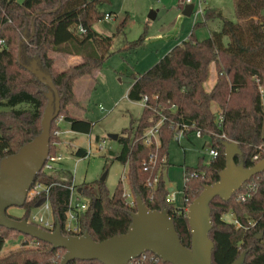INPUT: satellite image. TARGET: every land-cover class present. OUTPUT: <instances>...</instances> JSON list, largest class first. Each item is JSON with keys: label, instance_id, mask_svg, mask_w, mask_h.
<instances>
[{"label": "trees", "instance_id": "1", "mask_svg": "<svg viewBox=\"0 0 264 264\" xmlns=\"http://www.w3.org/2000/svg\"><path fill=\"white\" fill-rule=\"evenodd\" d=\"M110 2L0 0V40L3 41L0 46V162L16 153L42 129L41 121L48 103L46 93L51 88L28 69L34 59L51 75L58 90L61 103L58 117L62 116L74 131L91 133L92 120L73 116L69 106L80 107L74 92L75 82L93 75L109 55L113 35L98 33L94 24L104 19L106 12L101 8ZM234 7L237 20L227 18L219 8H205L204 20L196 22L194 28L219 18L222 21L219 30H211L210 35L201 40L192 31L148 70L133 76L134 83L127 97L139 101L142 95H147L148 104L137 120L123 128L117 139L121 150L115 154V159L127 165L130 192L140 195L150 210L166 209L186 247H191L192 236L188 206L205 185L219 180V173L226 166L224 139L217 134L224 133L238 143L241 154L236 156V163L250 167L264 158V0H234ZM80 27L85 32H81ZM143 38L131 42L129 47H137ZM52 52L77 54L82 60L59 70L54 66ZM212 62L216 65L217 79L208 91L204 84ZM214 105L217 110L213 109ZM218 113L223 116L219 125L216 122ZM161 116L164 121L159 146L146 145L144 130ZM57 118L51 124L50 153L58 151L61 139L53 134L55 129H61ZM182 123L193 125L188 135L196 129L204 136L211 134L206 145L218 152L209 159L201 155L195 167L184 168V202L183 206H178L168 200L171 192L163 167L168 164L169 143L178 124ZM75 154L85 157L86 149L79 147ZM151 154L157 156V163L144 171V162ZM158 172L156 185L148 186L149 175ZM59 180L56 175L42 170L34 182L52 185L48 199L55 226L61 227L63 235H73L65 228L69 190L55 184ZM105 181L99 179L79 185L87 207L79 213L77 234L87 232L95 241L126 233L133 213L137 212L136 200L133 205L128 202L120 181L113 192ZM242 193H249L246 200L240 199ZM46 199V192H42L27 199L21 207L25 210L22 216L11 215L8 211L7 214L13 219L40 225L30 219L33 210L42 206ZM210 208L212 228L209 236L214 243L212 264H231L242 252H246L243 264H264V171L244 183L231 199L225 201L215 197ZM228 214H233L240 225L227 220ZM13 237L21 239L20 247L3 254L6 242ZM64 253L63 248L0 226V264H60ZM139 260L140 264H171L151 252ZM68 264L104 263L74 259Z\"/></svg>", "mask_w": 264, "mask_h": 264}, {"label": "rangeland", "instance_id": "2", "mask_svg": "<svg viewBox=\"0 0 264 264\" xmlns=\"http://www.w3.org/2000/svg\"><path fill=\"white\" fill-rule=\"evenodd\" d=\"M210 2L223 8L227 18L237 20L234 0ZM208 3L209 0L204 2L203 6H207ZM101 9L111 14L109 20H102L105 23L102 30L108 35L115 34L112 46L103 66L97 69L98 74H95L96 71L90 81L88 78L83 79L76 87L85 106L82 111L93 122L90 133L92 154L78 162H76L77 156L73 154L75 148L88 149L87 133L69 131L63 135L64 143L60 146L58 144V149L60 148L65 156L64 177L72 179L75 175L76 183L81 185L95 183L106 173L105 184L110 192H113L126 165L115 159V154L121 150V145L117 140L108 137V134H121L123 128L130 126L132 120L135 121L140 117L144 107L140 101L130 100L127 97L132 73L148 70L163 54L188 37L192 31L197 38H204L209 32L205 24L194 28V15L184 16L179 9L178 0H111ZM151 10L156 11L154 19L148 18ZM198 19L201 20L202 15H199ZM212 22L222 26L219 18ZM217 24L213 25L217 26ZM141 37H144L142 43L137 47H129L131 42ZM214 78L215 75L210 70L204 84L206 89L213 84ZM101 107L105 112L101 111ZM213 109L217 110V106L214 105ZM61 128L70 130L65 121L61 123ZM204 138L193 137L191 142L185 139L178 142L174 138L169 143L168 164L163 167V174L168 185L178 190L176 201L178 205L183 203L184 168L195 167L201 155L209 159L206 149L202 147ZM100 144L104 146L103 151H99ZM56 176L59 177L58 174ZM122 187L130 191L128 181L125 185L122 183ZM129 199L137 202V196L131 192ZM8 213L22 216L25 210L21 207H10ZM42 214L44 210L39 206L33 210L30 220ZM227 219L229 220V217ZM20 245L21 239L13 237L6 242L2 253L6 254L18 249Z\"/></svg>", "mask_w": 264, "mask_h": 264}, {"label": "water", "instance_id": "3", "mask_svg": "<svg viewBox=\"0 0 264 264\" xmlns=\"http://www.w3.org/2000/svg\"><path fill=\"white\" fill-rule=\"evenodd\" d=\"M193 9V3L186 4L183 14L189 16ZM148 17L154 19L155 11L151 10ZM28 69L49 85L51 90L46 93L48 103L41 121V132L0 162V226L65 249L60 264H68L74 259L98 260L104 264H128L147 252L171 264H212L214 243L209 236L212 228L211 201L217 196L225 201L231 199L244 183L264 171V158L250 167H245L242 162L236 163L235 158L241 154V149L235 141H223L226 166L219 173V180L205 185L188 206L191 247L182 244L167 210H150L140 195H137V212L133 213L128 231L102 241H95L87 232L83 235L66 236L59 225L53 231H48L25 219L16 220L8 216L10 207H22L27 201L28 191L50 153L51 124L58 117L61 108L60 96L51 75L41 69L37 59L32 60ZM118 136L119 134H108L114 140ZM101 180H106V173ZM169 190L171 192L172 187ZM245 256L246 252H242L231 264H243Z\"/></svg>", "mask_w": 264, "mask_h": 264}, {"label": "built area", "instance_id": "4", "mask_svg": "<svg viewBox=\"0 0 264 264\" xmlns=\"http://www.w3.org/2000/svg\"><path fill=\"white\" fill-rule=\"evenodd\" d=\"M180 3L182 5H184V6L186 4L193 3L194 4V9H193L192 12H194L195 14L204 13V9L202 8L203 0H180ZM110 18H111V14L110 13H106L105 16H104V19L109 20ZM80 31L81 32H85V29L83 27H80ZM0 46H3V41L2 40H0ZM148 100H149V98H148L147 95H142L141 99L139 101L142 103V105L144 107H146L147 104H148ZM173 108L175 109L176 107L173 106ZM101 111L105 112V109L103 107H101ZM222 120H223L222 114L218 113L217 116H216L217 124L219 125ZM63 121H64V118L62 116L57 118V122L59 124H61V122H63ZM163 121H164V117L161 116V118H159V120L156 123H154L153 125L147 127L144 130L143 142L146 145L154 144L156 147L159 146V143H160V129H161V125H162ZM192 127H193V125H189L187 123L178 124L176 132L174 134V138H176V140L178 142H180L181 140L187 138V136L189 134V130ZM62 133H63V130H61V129H55L54 132H53V134L55 136H60ZM88 135H89V145H88V149H86L85 157H88V156H90L92 154L91 134L89 133ZM190 135H193V136L198 137V138L204 137L202 131L199 130V129L194 130ZM210 135H209V137H211ZM217 136L222 138V139H224V140L232 141L224 133L217 134ZM98 148H99V151H103V149H104L103 144H100ZM204 148L206 149L209 158H212V157L217 155L218 151L213 146L206 145V147H204ZM82 158L83 157L77 156L76 162H78ZM257 158H258V156L255 155L254 159H257ZM64 159H65L64 154H62L59 151H57L56 153H49L42 170L47 172V173L55 172L60 167V165L64 161ZM156 163H157V156L155 154H151L149 156V158L144 162L143 170L144 171H149V169L154 167L156 165ZM52 174H54V173H52ZM54 175H56V174H54ZM159 176H160L159 172L156 173L155 175H149V177L147 178V185L150 186V187L155 186L156 183L159 180ZM59 179L60 180L55 182V184L67 187L68 190H69V200H68V208H67V211H66L65 228L67 229V231L74 233L73 235H79V234H77L79 232V226L77 224V220H78L79 213L87 207L86 201L80 195L81 191H79L80 187L75 181V175H74V177L72 179H67L65 177H59ZM66 181L68 183H65ZM126 181H127V165H126V168L123 170V173H122V175L120 177V182H122L124 185L126 184ZM51 186L52 185H46V184H44L43 182H40V181L34 182L32 184V186H31V188L28 191V197H27V199L28 198H33V197L37 196L38 194H40L42 192H46L47 199H46V202L42 205V208L44 210V214L34 216L33 217V221L39 223L40 225L43 226L44 229H46L48 231H53L56 228L55 222H54V218H53V215H52V211H51V207H50V203H49V199H48V193H49V190H50ZM250 188L253 189V186H250ZM123 195L127 198L128 202L131 205L134 204V200L131 201L129 199L130 191H128L126 188H124ZM248 196H249V193H247V194L242 193L240 195V199L241 200H246ZM168 200L170 202H174L175 193L173 191H171V193L169 194ZM46 213L48 214L47 217H46ZM228 215H231V219L229 221H232V222L240 225L239 221L234 217L233 214H228ZM42 226H40V227H42ZM143 255H141V256H143ZM154 256H156V255H154ZM129 263H131V264H140L139 257L135 258V259H132Z\"/></svg>", "mask_w": 264, "mask_h": 264}, {"label": "crops", "instance_id": "5", "mask_svg": "<svg viewBox=\"0 0 264 264\" xmlns=\"http://www.w3.org/2000/svg\"><path fill=\"white\" fill-rule=\"evenodd\" d=\"M207 0H203V3H202V8L203 9H205V8H219V9H221V11H222V13H223V8H221L220 6H216L215 4H213V2H210L211 0H209V3H208V5L207 6H203V4H204V2H206ZM178 4H179V9L181 10V12H182V14H183V10H184V5H182L181 3H180V0H178ZM102 10V9H101ZM104 11V10H103ZM224 14V13H223ZM184 16H187V17H191V16H193L194 15V24L196 23V22H198V21H203L204 20V14L203 13H197V14H195L194 12H192V14L191 15H185V14H183ZM199 15H202V19L201 20H199L198 19V17H199ZM225 16V15H224ZM155 17H156V11H155ZM149 18V17H148ZM102 20H104V19H102ZM102 20H99L98 22H96L95 24H94V29L98 32V33H100V34H103V35H108V34H105V32L102 30V29H104L103 27H105V23L104 22H102ZM214 20V19H213ZM101 21V22H100ZM213 24H217V23H213L212 22V20H208V21H206V23H205V25H206V27H208V32H209V34L207 35V36H205L204 38H206V37H208L209 35H210V32H211V30H219L220 29V27H221V25L220 24H217V26H214ZM222 24V23H221ZM218 25H220L219 27H218ZM216 27V28H215ZM113 35V37H114V35L115 34H112ZM188 37H186L185 39H187ZM204 38H198L199 40H201V39H204ZM185 39H183V40H185ZM183 40H181V41H179L177 44H179V43H181ZM113 42V41H112ZM176 44V45H177ZM170 51V50H169ZM168 51V52H169ZM167 53V52H166ZM165 53V54H166ZM165 54H163L161 57H163ZM51 56L54 58V60H55V62H54V66L56 67V68H58L59 70H64V69H67L68 67H70V66H72V65H75V64H78V63H80L81 62V60H82V58H81V56L80 55H77V54H65V53H58V52H52L51 53ZM210 70H212V74H214L215 75V78H214V81H213V84L210 86V88L209 89H207L208 91H210L212 88H213V86H214V84H215V82H216V79H217V71H216V65H215V62H212L211 63V65H210ZM97 71V72H96ZM94 73L95 74H98V70H96ZM146 71V70H145ZM141 73H143V72H141ZM140 72H137V73H132V82H131V84L129 85V87L127 88V93H128V91H129V89L131 88V86H132V84L134 83V75H138V74H141ZM209 74H210V72H209ZM94 75V74H93ZM86 78H88V80L90 81V78H92V75L91 76H84V77H82V78H80L79 80H77L76 82H75V85H74V92H75V94H76V96H77V98H78V101L80 102V107H76V106H69V110H70V113L73 115V116H76V117H80V118H87V115L82 111L83 110V108H85V106H84V103H83V101L81 100V96H80V94H78L77 93V85L83 80V79H86ZM82 94V93H81ZM87 119H89V118H87ZM91 120V119H90ZM62 123V122H61ZM67 124H68V126H69V128H70V130H68V129H63V128H61V130H63V133L60 135V137H61V139H62V142L61 143H59V146H60V144H63L64 143V140H63V135H65L66 133H68L69 131H71V132H78V131H74V130H72L71 129V127H70V124L68 123V122H66ZM80 133H82V132H80ZM193 137H195V136H193V135H188L187 136V138H185V140H188V141H192V139H193ZM205 138H204V143H203V145H202V147L204 148L205 146H206V144L208 143V140L210 139V137L209 136H204ZM203 138V137H202ZM79 148V147H78ZM75 150H77V148H75L74 150H73V154L75 155V156H77L76 154H75ZM58 151L59 152H61V150H60V148L58 149ZM62 153V152H61ZM167 160H168V158H167ZM64 161H65V159H64ZM64 161L61 163V165H60V167L57 169V173L56 174H58L59 175V177L61 176V177H64L63 176V172L65 171V168H64ZM59 172V173H58ZM66 178V177H65ZM173 190V192L175 193V200H174V202L176 203V201H177V194H178V190L176 191V190H174V188H172ZM183 202H184V200H183ZM177 204V203H176ZM178 205V204H177ZM178 206H183V203L181 204V205H178ZM229 217V220L231 219V215H226V219Z\"/></svg>", "mask_w": 264, "mask_h": 264}]
</instances>
